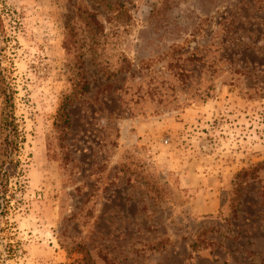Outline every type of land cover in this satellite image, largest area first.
I'll return each mask as SVG.
<instances>
[{"label": "rangeland", "instance_id": "obj_1", "mask_svg": "<svg viewBox=\"0 0 264 264\" xmlns=\"http://www.w3.org/2000/svg\"><path fill=\"white\" fill-rule=\"evenodd\" d=\"M4 83L0 264H264V0H0Z\"/></svg>", "mask_w": 264, "mask_h": 264}, {"label": "trees", "instance_id": "obj_2", "mask_svg": "<svg viewBox=\"0 0 264 264\" xmlns=\"http://www.w3.org/2000/svg\"><path fill=\"white\" fill-rule=\"evenodd\" d=\"M0 87L5 102V108L3 111L2 142L0 146V196H3L7 192V182L9 180V168L7 166L12 164L15 153L23 141V137L15 117L13 91L11 87L5 83ZM66 106L67 104L63 105V108L61 109V117L63 116L62 111L64 112ZM66 118H68L67 114Z\"/></svg>", "mask_w": 264, "mask_h": 264}]
</instances>
